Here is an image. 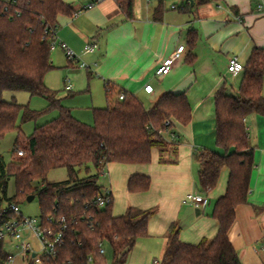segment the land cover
<instances>
[{
	"label": "trees",
	"instance_id": "obj_1",
	"mask_svg": "<svg viewBox=\"0 0 264 264\" xmlns=\"http://www.w3.org/2000/svg\"><path fill=\"white\" fill-rule=\"evenodd\" d=\"M115 1L125 19H133V0ZM212 1L195 0L197 6ZM75 13L73 6L63 0H12L10 4L0 0V92H27L49 101L46 109L36 111L29 104L0 98V141L16 133L10 162L5 164L0 156V206L20 205L34 195L44 224L48 225V216L66 218L69 227L58 254L44 264H106L105 256L99 254L101 245L111 248L112 264H128L137 242L148 236L155 210L128 207L123 215L114 216L112 195L105 206L94 204L102 194L99 178L112 162H151L153 149L159 150L160 163L169 162L166 154L179 141L173 125H187L192 108L184 93H165L150 109L134 95L125 93L123 100L117 98L105 108L93 109L92 125L76 119L44 82L45 75L54 69L51 42L57 19ZM263 84L264 49L254 48L244 65L238 93L230 95L222 87L215 94L216 144L225 153L193 151L199 165V193H212L221 172L228 170L227 190L216 200L211 213L218 232L212 240L190 244L179 239L180 227L173 224L165 235L166 246L159 264H242L229 232L237 207L249 200L254 150L246 118L252 113L264 116ZM111 92L107 86L108 99ZM53 108L59 109L58 117L35 125L26 137L21 124ZM20 151L22 156L18 155ZM90 166L95 174H89ZM58 168L66 169L68 179L48 181L49 171ZM82 168L87 175L80 178ZM10 179L14 180L15 192L8 197ZM150 184L149 177L133 175L127 189L144 192ZM262 209L256 207L255 211ZM7 255L0 241V264H6Z\"/></svg>",
	"mask_w": 264,
	"mask_h": 264
},
{
	"label": "crops",
	"instance_id": "obj_2",
	"mask_svg": "<svg viewBox=\"0 0 264 264\" xmlns=\"http://www.w3.org/2000/svg\"><path fill=\"white\" fill-rule=\"evenodd\" d=\"M63 1L76 13L58 17L56 37L77 56L72 61L66 56L68 66L80 64L92 81L103 85L105 95L110 87L106 107L120 93L134 95L146 109L165 93H184L192 108L187 125H173L179 141L166 154L169 162L160 163L159 150L153 149L151 162H112L101 175L105 179L103 190L109 189L113 198L114 216L123 215L128 207L155 210L148 236L137 242L128 264H148L158 253L162 257L165 235L173 224L180 227L182 242L198 244L203 239H214L218 223L211 213L216 200L227 190L228 170L221 172L204 209L183 200L187 194L198 192L199 165L193 151L225 153L216 144L215 94L222 87L230 95L238 93L244 71L237 75L228 72L231 57L237 56L246 65L254 48L264 49L260 1L214 0L197 6L195 0L193 5L187 0H133V19H125L115 0H101L91 8L87 5L94 0ZM182 45L185 48L169 73L157 76V68ZM88 46L93 50L86 51ZM56 49L65 53L59 46ZM51 59L54 67L59 65L55 56ZM149 84L154 88L151 94L144 90ZM262 94L264 97V84ZM246 126L254 150L249 200L237 207L229 239L242 264H264V116L250 114ZM133 175L149 177V189L130 192L127 183ZM256 207L263 209L256 212Z\"/></svg>",
	"mask_w": 264,
	"mask_h": 264
},
{
	"label": "rangeland",
	"instance_id": "obj_3",
	"mask_svg": "<svg viewBox=\"0 0 264 264\" xmlns=\"http://www.w3.org/2000/svg\"><path fill=\"white\" fill-rule=\"evenodd\" d=\"M173 0H166L172 2ZM52 57L58 60V66L50 70L45 76L46 86L56 93L57 98L62 101V105L71 110L72 114L80 119L82 122L92 125L93 124V109L106 107V95L104 87L101 83L92 81L86 69L80 67V64L74 63L73 66H68L66 54L56 49L51 51ZM70 85L71 90H67L66 86ZM0 98L6 101L15 100L20 104H29L30 108L36 111H43L49 105V101L45 97L31 96L27 92H0ZM146 103V102H145ZM59 109L53 108L47 112L40 114L35 120L28 121L21 124L22 131L26 137L30 136L34 130L35 125L47 124L52 119L58 117ZM20 122V119H19ZM16 133L8 134L3 140L0 141V156L5 164L11 160L12 149ZM172 140V136H169ZM89 174H95V170L90 166ZM87 172L82 168L79 172V177H85ZM47 179L50 182H62L68 179V173L65 168H58L49 171ZM102 184V191L105 187L104 177L99 178ZM15 192L14 180L10 179L8 182L7 196L10 197ZM4 203V202H3ZM213 200H211L212 205ZM5 205V204H4ZM20 210L26 217L40 218V208L37 199L32 202L22 203L19 205ZM6 251L15 255V259L10 264H27L19 257L20 251L12 244L5 245ZM106 264H112V251L108 245H104ZM157 253V251H156ZM18 254V255H17ZM157 261L161 260V255L156 254ZM151 258L148 264H154V259Z\"/></svg>",
	"mask_w": 264,
	"mask_h": 264
},
{
	"label": "built area",
	"instance_id": "obj_4",
	"mask_svg": "<svg viewBox=\"0 0 264 264\" xmlns=\"http://www.w3.org/2000/svg\"><path fill=\"white\" fill-rule=\"evenodd\" d=\"M7 4H10L12 0H4ZM101 0H94L87 5V8H91L95 3ZM258 4L259 11L264 14V5L262 0H259ZM57 46L61 47L69 60H77L75 52L70 49L65 43L58 40L56 37V30L53 32V39L51 42V50H54ZM185 46H179L177 51L156 70L157 76H163L169 73L172 65L180 56V53L184 50ZM93 50V46H88L86 51L90 52ZM85 67L83 63L81 65ZM227 70L232 75H237L244 71V64L239 60L237 56L230 58ZM67 90L71 89L70 85L66 86ZM146 93L151 94L154 90L152 85H146L144 87ZM125 97L124 93H120L118 96L119 100H123ZM173 136V135H172ZM175 137V136H173ZM172 137V138H173ZM19 156L23 155V152H18ZM111 200V192L109 189L102 191V194L97 197L94 204L103 207ZM183 203L189 204L198 209H204L208 204V197L199 193L192 192L186 195ZM0 241L4 243V249L6 244H12L16 249L20 251L19 257L22 261L27 264H44L45 260L53 259L58 254L59 246L64 240V233L69 227L65 217H61L56 220L53 216H48L46 224L43 219L26 217L20 210V206L11 203L0 206ZM262 250L264 251V241L262 242ZM6 264H10L14 259L15 255L7 251ZM99 254H105L104 246H100ZM18 255V254H17ZM91 260V258H89ZM154 264H159V261H155Z\"/></svg>",
	"mask_w": 264,
	"mask_h": 264
},
{
	"label": "water",
	"instance_id": "obj_5",
	"mask_svg": "<svg viewBox=\"0 0 264 264\" xmlns=\"http://www.w3.org/2000/svg\"><path fill=\"white\" fill-rule=\"evenodd\" d=\"M187 1H188V2H190V3H191V5H193V4H194L193 0H187ZM34 199H35V196H34V195H32V196H29V197L27 198V202H28V203H30V202H32ZM196 212H198V214H199V210H198V211H196Z\"/></svg>",
	"mask_w": 264,
	"mask_h": 264
}]
</instances>
